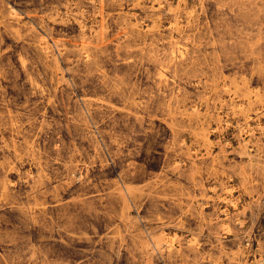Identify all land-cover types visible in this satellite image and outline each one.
Listing matches in <instances>:
<instances>
[{"label": "rangeland", "instance_id": "374dc122", "mask_svg": "<svg viewBox=\"0 0 264 264\" xmlns=\"http://www.w3.org/2000/svg\"><path fill=\"white\" fill-rule=\"evenodd\" d=\"M0 264H264V0H0Z\"/></svg>", "mask_w": 264, "mask_h": 264}, {"label": "bare ground", "instance_id": "6f19581e", "mask_svg": "<svg viewBox=\"0 0 264 264\" xmlns=\"http://www.w3.org/2000/svg\"><path fill=\"white\" fill-rule=\"evenodd\" d=\"M234 103V102H233Z\"/></svg>", "mask_w": 264, "mask_h": 264}]
</instances>
